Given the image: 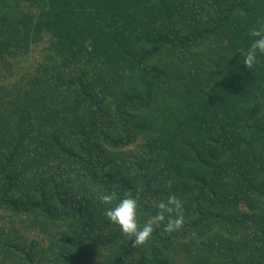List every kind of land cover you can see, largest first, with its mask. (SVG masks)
I'll return each mask as SVG.
<instances>
[{
    "label": "trees",
    "instance_id": "obj_1",
    "mask_svg": "<svg viewBox=\"0 0 264 264\" xmlns=\"http://www.w3.org/2000/svg\"><path fill=\"white\" fill-rule=\"evenodd\" d=\"M258 21L264 0H0V264H264ZM111 191L141 226L174 193L187 222L133 248Z\"/></svg>",
    "mask_w": 264,
    "mask_h": 264
},
{
    "label": "clouds",
    "instance_id": "obj_2",
    "mask_svg": "<svg viewBox=\"0 0 264 264\" xmlns=\"http://www.w3.org/2000/svg\"><path fill=\"white\" fill-rule=\"evenodd\" d=\"M248 35L252 39L247 49H241L240 54L244 57L242 63L247 69L253 68L258 64L259 55H264V21H258L253 25ZM171 187V181L168 182ZM99 200L104 205H111L119 199L114 207L105 209L104 215L112 224L119 226L122 234L127 237L133 248L146 245L153 232L160 224H164L163 231L169 235L183 229L186 221L185 203L174 193L169 195L166 200L154 203L158 209L155 216L148 219L142 226L139 223L140 195L133 196L127 193L122 199L118 197L116 191L105 192L100 195Z\"/></svg>",
    "mask_w": 264,
    "mask_h": 264
},
{
    "label": "rangeland",
    "instance_id": "obj_3",
    "mask_svg": "<svg viewBox=\"0 0 264 264\" xmlns=\"http://www.w3.org/2000/svg\"><path fill=\"white\" fill-rule=\"evenodd\" d=\"M30 58H31V57L29 56V58L26 59V62H27V63L31 61ZM27 60H28V61H27ZM23 63H25V60H23Z\"/></svg>",
    "mask_w": 264,
    "mask_h": 264
}]
</instances>
